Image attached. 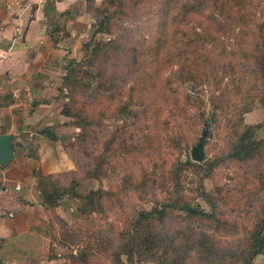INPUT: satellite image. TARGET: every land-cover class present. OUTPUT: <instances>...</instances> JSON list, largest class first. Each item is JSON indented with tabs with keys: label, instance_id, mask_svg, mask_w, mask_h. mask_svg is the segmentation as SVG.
Here are the masks:
<instances>
[{
	"label": "rangeland",
	"instance_id": "1",
	"mask_svg": "<svg viewBox=\"0 0 264 264\" xmlns=\"http://www.w3.org/2000/svg\"><path fill=\"white\" fill-rule=\"evenodd\" d=\"M194 1L83 3L93 22L81 49L87 43L96 55L67 88L66 103L78 115L68 153L80 178L94 177L80 192L104 194L97 212L77 213V199L74 212L70 203L59 208L80 244L63 219L50 218V256L59 264H111L112 233L130 231L137 211L175 198L180 163L181 201L213 217L172 210L155 223L156 246L133 262L122 256L124 264H244L264 218V143L250 144L245 155L238 142L257 124L252 139L264 141L263 78L254 59L263 48L264 0ZM205 127V157L196 162L190 151ZM56 176L66 183L70 174ZM88 243L95 247L81 261L76 253ZM261 263L259 254L253 264Z\"/></svg>",
	"mask_w": 264,
	"mask_h": 264
},
{
	"label": "crops",
	"instance_id": "2",
	"mask_svg": "<svg viewBox=\"0 0 264 264\" xmlns=\"http://www.w3.org/2000/svg\"><path fill=\"white\" fill-rule=\"evenodd\" d=\"M85 1L0 0V135H13L14 150L13 159L0 164V264L62 261L49 257L50 210L33 170L54 178L76 170L68 152L78 127L62 113L68 98L61 86L70 59L81 57L80 43L92 27L81 8ZM44 129L57 139H48ZM80 185L78 192L85 194ZM74 199L65 196L56 212L63 217L59 208L68 203L74 212Z\"/></svg>",
	"mask_w": 264,
	"mask_h": 264
},
{
	"label": "trees",
	"instance_id": "3",
	"mask_svg": "<svg viewBox=\"0 0 264 264\" xmlns=\"http://www.w3.org/2000/svg\"><path fill=\"white\" fill-rule=\"evenodd\" d=\"M219 1L220 0H216L217 3ZM228 1L230 0H227V2ZM194 2H201V5L212 3L210 0H201V1L196 0ZM175 8L176 7L173 6L171 10ZM82 51L84 55L81 56L79 59L76 58L70 59L66 67V73L63 76V81L61 86L62 91L66 90L67 92V88L71 86L72 82L73 83L75 82L74 75L77 73V70H81L85 66L91 65L93 63L92 61L96 55L95 54L93 56L94 49L90 52L88 49V45L86 43ZM254 59H255V63L260 66L259 71L263 78L262 88L264 91V42L260 55H258L257 57L255 56ZM260 60H262L261 64H260L261 62ZM82 82L83 79L77 81V83H82ZM63 94L64 97H67L68 100H70L71 95L69 96V94L67 95V93L65 92H63ZM62 113L74 119H76V117L78 116L77 113L73 111L70 104L66 102L63 105ZM259 126H260L259 124L247 126L241 133L238 142L241 143V145L243 146L242 149L244 150V152L246 151L245 155L248 154L247 150L251 148L250 144L253 147H255L257 145L260 146L261 144L264 143V141H255L254 139H252L253 131L259 128ZM42 132L51 141H55L57 139V135L52 130L44 129ZM71 144L72 141L69 143L70 148H72ZM237 151H241V150L238 148L236 149V152ZM186 164H194V163L191 161H186ZM182 166L183 165L181 163L180 165H177L175 177L172 184V189L175 198L172 201H163L158 203L154 202L153 206L150 209H141L137 211L134 216V222L132 224L130 231L126 229L112 233L113 237L108 244L109 245L108 248L110 247V249L108 250V255L111 264H124V260L122 259V256H125L128 261L133 262L134 258L137 256H141L143 251L149 252L152 248H154L156 246V241L159 236V234L154 229L155 223H157L158 221L161 222L164 219H166L169 213L174 209L183 211L189 216H197L200 218L213 217V214L206 213L204 210L200 209L199 207L195 208L192 205L181 201L180 170L182 169ZM77 171L78 170H75L70 174L69 182L68 184H65L60 179L54 178L52 174H44L40 169L33 170L34 175L36 177L37 188L40 190L42 194L43 201L47 205V209L50 210L49 213L50 218L54 215H57L58 217L64 220V217L60 216L55 209L56 206L59 205V201L62 200L65 196H70L72 198L81 201L80 205H78V207L76 208L77 213L79 212L81 214H86L90 212H97V209H95V205L97 204L98 201L102 199L104 190L101 188H96L90 190L85 194L79 193L77 187L81 184V182H83L87 178H94V177L89 176V177L80 178ZM101 210L102 208L100 207L98 209V212H100ZM50 218H49V226H50V237H51L50 245H51L52 241H54V238H53V232H52L53 228L50 222ZM64 222L66 224V227H71L70 231L72 232L70 236L73 237L72 242L80 244L81 239L79 238L78 235H76L77 229L76 230L72 229L73 223L68 222L66 219L64 220ZM78 231L80 232L81 230L78 229ZM66 235H68V232H66ZM64 241L67 242V240ZM1 242L2 239L0 238V244ZM94 247L95 244H93L92 246L89 243L84 244L83 249L77 251L76 258H79L81 261H87L88 255L85 253V251L86 250L93 251ZM259 254L264 256V218L260 219V221L256 224L255 229L252 231L249 237L248 245H247V256L244 258V264H253V259ZM49 257L51 258V256ZM71 258L74 259L75 257L71 256Z\"/></svg>",
	"mask_w": 264,
	"mask_h": 264
},
{
	"label": "water",
	"instance_id": "4",
	"mask_svg": "<svg viewBox=\"0 0 264 264\" xmlns=\"http://www.w3.org/2000/svg\"><path fill=\"white\" fill-rule=\"evenodd\" d=\"M208 133V129L203 128L199 141L196 145L192 146L190 155L192 160L201 162L205 157L204 139ZM13 135L10 133L0 135V164L6 166L14 157L13 150Z\"/></svg>",
	"mask_w": 264,
	"mask_h": 264
}]
</instances>
